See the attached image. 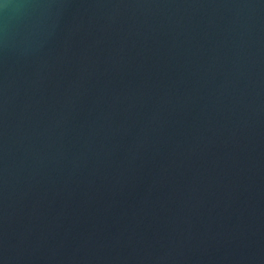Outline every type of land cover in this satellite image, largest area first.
<instances>
[{"label": "water", "instance_id": "water-1", "mask_svg": "<svg viewBox=\"0 0 264 264\" xmlns=\"http://www.w3.org/2000/svg\"><path fill=\"white\" fill-rule=\"evenodd\" d=\"M0 264H264V0H0Z\"/></svg>", "mask_w": 264, "mask_h": 264}]
</instances>
